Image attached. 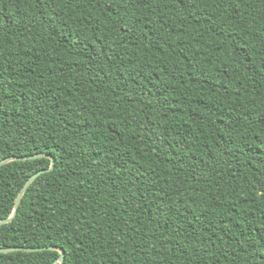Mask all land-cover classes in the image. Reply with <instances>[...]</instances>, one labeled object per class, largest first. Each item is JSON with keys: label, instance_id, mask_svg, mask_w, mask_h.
Here are the masks:
<instances>
[{"label": "trees", "instance_id": "1", "mask_svg": "<svg viewBox=\"0 0 264 264\" xmlns=\"http://www.w3.org/2000/svg\"><path fill=\"white\" fill-rule=\"evenodd\" d=\"M39 153L0 247L264 264V0H0V159ZM50 165L0 166V219Z\"/></svg>", "mask_w": 264, "mask_h": 264}, {"label": "water", "instance_id": "2", "mask_svg": "<svg viewBox=\"0 0 264 264\" xmlns=\"http://www.w3.org/2000/svg\"><path fill=\"white\" fill-rule=\"evenodd\" d=\"M49 157L51 158V165L48 168L45 169H40L38 171H36L35 173H33L32 175L29 176V178L25 181V183L23 184V186L21 187V189L19 190L16 198H15V202H14V207H13V211L11 212V214L8 217L2 218L0 219V225L3 223H7L10 222L13 217L15 216V214L17 213V209L18 206L21 202V198L23 196V194L25 193V191L27 190V188L29 187V185L43 172H47L49 170H51L54 166V158L51 155H47V154H32V155H26V156H9L3 159H0V166L11 161V160H26V159H34L37 157ZM42 249H52V250H57L60 252L59 257L56 259V261L53 264L56 263H62L64 261V257H65V251L63 250L62 247L56 246V245H51V246H40V247H24V246H19V247H0V252H10V251H15V250H26V251H36V250H42Z\"/></svg>", "mask_w": 264, "mask_h": 264}]
</instances>
